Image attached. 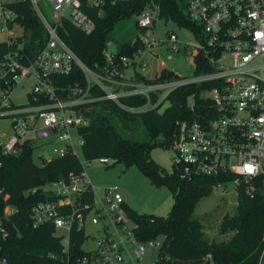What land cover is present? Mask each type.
Returning a JSON list of instances; mask_svg holds the SVG:
<instances>
[{
    "label": "built area",
    "instance_id": "1",
    "mask_svg": "<svg viewBox=\"0 0 264 264\" xmlns=\"http://www.w3.org/2000/svg\"><path fill=\"white\" fill-rule=\"evenodd\" d=\"M129 1L133 0H0V122H10V132H0V168L5 158L19 155L24 145L35 149L39 140L49 144L55 138L62 146L53 149L49 157L40 155L38 160L50 162L70 152L76 155L75 147L84 144L79 130L89 124L82 111L84 105L108 100L137 112L156 108L184 86L206 84L209 88L204 94L212 107L200 120L177 123L169 149L174 153L173 171L184 180L221 178L218 186L232 184L237 195L239 189L250 198L260 191L264 193V0H181L180 9L200 29L198 35L192 31L200 46L187 54L193 60L201 55L211 71L191 79L179 77L155 83L138 81L137 74L142 72L135 71L130 78L126 72L136 65L144 71V54L161 45L156 36L158 23L164 19L159 2L150 3L136 14L137 25L143 31L139 51L133 57H119L118 51H109L107 43L106 64L100 70L89 68L60 35L66 21L90 34L105 6ZM19 2L31 5L46 33L44 46L33 60L25 49L28 40L25 26L19 21ZM166 41L176 43L178 36L172 31ZM76 68L85 75L87 86H71L65 97L53 78L69 75ZM29 79L32 85L27 103L17 106L12 101L13 91ZM94 88L99 95L93 94ZM162 93L166 94L163 102ZM154 96L156 103L152 102ZM128 97L144 98L147 104L141 108L125 106L122 99ZM190 106L194 110L193 99ZM214 110L216 116L206 119L214 115ZM100 162L112 163L109 159ZM249 163L256 166L254 173L245 171ZM86 164L90 165L82 162L79 175L47 182L27 192L44 198L31 208L32 228L53 227L65 254L70 251L73 229L82 232L85 256L76 264H143L147 247L159 251L162 240L139 242L135 223L127 216L118 189L97 191ZM0 195V264H10L4 245L10 234V217L17 209L8 203L9 194L0 190ZM88 244L91 247L85 249Z\"/></svg>",
    "mask_w": 264,
    "mask_h": 264
},
{
    "label": "trees",
    "instance_id": "2",
    "mask_svg": "<svg viewBox=\"0 0 264 264\" xmlns=\"http://www.w3.org/2000/svg\"><path fill=\"white\" fill-rule=\"evenodd\" d=\"M180 1L133 0L107 5L103 8V15L97 18V27L92 33L86 34L66 21L60 35L89 68L100 70L106 64L107 43L118 22L142 12L152 2L161 4V15L166 21H173L198 35L199 27L182 12ZM17 7L21 10L19 21L25 26L28 40L25 49L33 60L44 46L46 33L28 2H19ZM140 46L139 40L121 43L118 56L133 57ZM24 63L28 64L29 60ZM194 63L195 74L211 71L201 55L195 58ZM179 77L167 70L152 80L137 74L138 81L147 83ZM53 79L65 97L69 87L87 86L85 75L77 68L69 75L54 76ZM207 88L209 86L206 84H194L174 91L168 96L166 101L169 106L164 111L161 110L166 101L156 108L137 112L124 110L108 100L84 105L82 111L89 124L79 130L84 141L82 157L88 164L109 159L115 163L111 167L118 164L126 169L136 167L154 187H168L172 191L174 203L167 217L139 214L127 204L123 206L127 216L135 223V235L139 242L162 240L156 264H263V192L250 198L245 190L239 189L236 213L226 215L220 225V234L230 232L232 237L228 241H212L204 224L193 215L200 201L210 196L222 179L195 177L184 180L176 171L171 174L165 172L151 157L156 148L170 149L177 133V123L204 118L212 107L204 94ZM93 94L99 95L100 92L94 88ZM190 99L195 103L194 110L190 106ZM156 101L157 97L154 96L152 102ZM122 103L131 108H141L147 104V100L128 97L122 99ZM216 112L214 110V115L205 118H214ZM82 171V161L73 153L46 162L35 159V149L30 145H24L19 155L4 159L0 168V190L9 194L8 203L17 209L10 217V234L4 245V253L10 264H76L85 256L82 248L85 238L76 228L71 233L68 254L63 252L61 239L55 235L53 227L32 228L31 208L44 198L42 194L32 196L27 193L47 182L68 180L71 175H79ZM2 202L0 195V204Z\"/></svg>",
    "mask_w": 264,
    "mask_h": 264
},
{
    "label": "rangeland",
    "instance_id": "3",
    "mask_svg": "<svg viewBox=\"0 0 264 264\" xmlns=\"http://www.w3.org/2000/svg\"><path fill=\"white\" fill-rule=\"evenodd\" d=\"M137 16L121 20L115 26L110 34L108 49L116 53L121 43L139 40L143 36V31L137 25ZM174 32L178 36L176 43H169V33ZM156 36L161 40V45L154 46L150 51L144 54V63L147 67L144 71L139 65L127 70L126 76L132 77L135 71L142 72L147 79H155L163 70L171 71L182 78L191 79L195 76V63L193 58H189L187 52H192L195 47L200 46V42L195 34L187 28L177 25L173 21L162 19L157 26ZM188 45V46H187ZM179 48L180 51H176ZM3 77L2 63L0 60V79ZM32 80H26L18 85L12 94V101L17 106L27 103V94L31 91ZM165 93L161 94V101L165 100ZM169 106L166 101L161 111ZM9 121L0 122V132H10ZM62 144L55 138L49 144H43L42 140L36 142L35 159L40 155L47 157L52 155L53 149H58ZM76 155L82 160V149L75 147ZM174 153L171 150L156 148L152 151V159L162 167L165 172H173L172 157ZM111 164L103 165L100 161H94L89 166L86 164L87 174L97 191L117 188L124 201L131 209L139 214H152L159 217H167L173 207V194L168 187L160 189L154 187L151 182L136 167L126 169L118 164L108 168ZM238 195L232 184L218 186L213 193L202 199L195 209L193 217L198 219L206 227V233L212 241H228L232 233L227 235L220 234V225L226 215H234L237 211ZM92 232V228H88ZM91 244L85 246L89 249ZM158 250H152L147 247V254L143 264H156ZM264 264V254L262 256Z\"/></svg>",
    "mask_w": 264,
    "mask_h": 264
},
{
    "label": "clouds",
    "instance_id": "4",
    "mask_svg": "<svg viewBox=\"0 0 264 264\" xmlns=\"http://www.w3.org/2000/svg\"><path fill=\"white\" fill-rule=\"evenodd\" d=\"M245 171L248 173H254L256 171V166L252 163L245 165Z\"/></svg>",
    "mask_w": 264,
    "mask_h": 264
},
{
    "label": "water",
    "instance_id": "5",
    "mask_svg": "<svg viewBox=\"0 0 264 264\" xmlns=\"http://www.w3.org/2000/svg\"><path fill=\"white\" fill-rule=\"evenodd\" d=\"M114 164H115V163H114V162H112V163H111V165H110V167H111V166H113Z\"/></svg>",
    "mask_w": 264,
    "mask_h": 264
},
{
    "label": "crops",
    "instance_id": "6",
    "mask_svg": "<svg viewBox=\"0 0 264 264\" xmlns=\"http://www.w3.org/2000/svg\"><path fill=\"white\" fill-rule=\"evenodd\" d=\"M124 203L127 204L126 201H124ZM127 205H128V204H127ZM128 206H129V205H128Z\"/></svg>",
    "mask_w": 264,
    "mask_h": 264
}]
</instances>
